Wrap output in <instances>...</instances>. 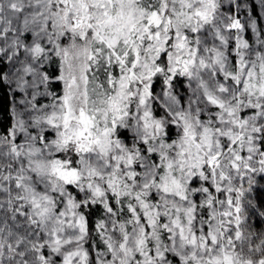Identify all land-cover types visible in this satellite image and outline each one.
<instances>
[{
    "label": "clouds",
    "instance_id": "9594fccd",
    "mask_svg": "<svg viewBox=\"0 0 264 264\" xmlns=\"http://www.w3.org/2000/svg\"><path fill=\"white\" fill-rule=\"evenodd\" d=\"M0 61V264H264V0H0Z\"/></svg>",
    "mask_w": 264,
    "mask_h": 264
},
{
    "label": "snow or ice",
    "instance_id": "6c2138e0",
    "mask_svg": "<svg viewBox=\"0 0 264 264\" xmlns=\"http://www.w3.org/2000/svg\"><path fill=\"white\" fill-rule=\"evenodd\" d=\"M6 68L7 66L0 61V75L6 71ZM0 93H2L0 95V110L4 111L5 115H7V92L5 91V85L2 80H0ZM261 179H264V177H261Z\"/></svg>",
    "mask_w": 264,
    "mask_h": 264
}]
</instances>
